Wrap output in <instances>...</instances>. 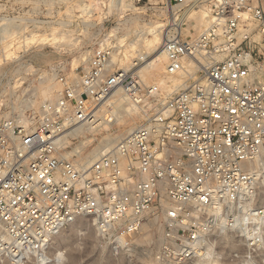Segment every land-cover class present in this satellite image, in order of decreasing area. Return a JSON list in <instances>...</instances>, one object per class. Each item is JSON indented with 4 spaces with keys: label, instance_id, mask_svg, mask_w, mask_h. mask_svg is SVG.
Returning <instances> with one entry per match:
<instances>
[{
    "label": "built area",
    "instance_id": "2783aa9c",
    "mask_svg": "<svg viewBox=\"0 0 264 264\" xmlns=\"http://www.w3.org/2000/svg\"><path fill=\"white\" fill-rule=\"evenodd\" d=\"M150 3L174 15L162 51L165 79L185 78L179 89L145 85L142 56L114 69L105 44L78 79L58 76L55 100L0 119V264H45L52 236L79 216L93 217L99 246L119 255L154 208L163 227L155 264H189L216 233L242 236L249 256L261 248L264 164H248L264 159V0ZM194 8L209 20L188 34ZM117 88L152 112L108 153L75 163L62 137L105 122Z\"/></svg>",
    "mask_w": 264,
    "mask_h": 264
},
{
    "label": "rangeland",
    "instance_id": "374dc122",
    "mask_svg": "<svg viewBox=\"0 0 264 264\" xmlns=\"http://www.w3.org/2000/svg\"><path fill=\"white\" fill-rule=\"evenodd\" d=\"M151 1L0 0V119L36 112L43 102L55 100L63 89L58 76L63 75L69 80L78 79L80 73L86 68L93 51L105 44H112L115 48L114 52L121 56L124 45H128L135 38L150 37L146 31L149 25H162L163 28H169L168 20L174 17L171 10L154 6L150 3ZM186 26L190 33H197L192 23L187 22ZM120 39L123 40L124 45L121 44L122 46L118 43ZM142 51L145 49L143 48ZM133 55L135 56L131 57L128 66L131 64L130 61L136 57V52ZM165 64L166 61L163 65ZM122 66L114 63V69L128 67ZM137 74L145 85L156 83L161 79L163 84L166 82L163 77L164 70L159 78H151L144 71L137 72ZM45 88L49 95L42 94ZM113 98L114 96L105 103L106 107L101 109L102 113L105 111L109 113V110L113 109V104H111ZM30 100H34L35 103L28 105ZM153 106L154 104H149L143 109L138 107L130 115L120 113V111L114 112L116 115L111 117L109 124H102V122L101 126L93 132L85 131L83 134L68 137L69 145L63 153L71 160H76L78 156L73 152L76 147L81 146V154L84 155L99 145L101 147L102 137L108 134L124 136L126 131L123 128L131 122H135L132 124L134 127L142 123L152 112ZM117 117L126 123L123 124L122 121L117 120ZM262 196L258 197L256 204H264ZM154 210L158 211L161 216L159 209L154 208ZM81 217L82 221L94 223V218L91 216ZM76 224H69L62 228L60 235L51 240L47 250L46 264H57V254H62L60 264H155L163 228L162 222L159 229H154L153 239L149 243L141 241L145 242L142 244L137 240L135 242L137 234L132 247L119 255L112 254L106 248L101 251V254L100 247L92 253L76 251L74 260H71L68 244L70 241L63 242L61 235L71 236L72 241L78 240L79 235L78 238L73 235ZM219 234L221 233H216L210 238L216 241L213 248L219 263L235 264L249 257L242 236L228 233L234 238L233 243L228 245V243H219L216 238ZM97 244L99 246L98 241ZM251 256L256 257V264H264L263 247ZM104 259L107 261H103ZM194 260L189 264H193Z\"/></svg>",
    "mask_w": 264,
    "mask_h": 264
},
{
    "label": "bare ground",
    "instance_id": "6f19581e",
    "mask_svg": "<svg viewBox=\"0 0 264 264\" xmlns=\"http://www.w3.org/2000/svg\"><path fill=\"white\" fill-rule=\"evenodd\" d=\"M185 15H186L188 21L190 22V24L192 23V27L194 28V30H196V32L203 30L208 24V20H209L208 14L205 10H203L201 8L195 9V10L193 9L191 11H187ZM146 31L150 35V37H143L141 39L135 38L134 41H131L126 46L124 44H122L123 40L120 39L118 42L120 44L119 46L124 45V48L122 49V55L119 56L117 53L114 52L112 57H111L110 63H112V64L117 63L119 66L123 65L122 67H127L129 65L128 64L129 60L131 59L132 56H135L133 54L136 52V56H142L143 57V60L136 67V71L138 73H140L141 71H144L151 78H159V75H161V73L165 69V65H163V63H164V61H166V57L162 51V42L164 40V36L166 35V33L169 30H168V28L166 29V27L163 28L162 25H151V26L149 25L146 28ZM188 33H190V32L188 31ZM190 34H192V33H190ZM138 37H139V35H138ZM143 48L145 49V51H142ZM45 77H47V76H45ZM163 77H164V75H163ZM169 78L170 79H165V77H164V79H165L164 81H166L164 84H163V81H161L162 79L158 80V82L155 83L161 87V90L165 95L171 93L172 91L179 89V87L181 86L180 84L185 79V78H182L181 76L180 77H169ZM120 92L122 94L121 89L117 88L105 99L104 106H105V103L112 96H114L113 101L111 102V104H113V109L109 110V113H107V119L105 122L98 123L95 121L86 127L79 125L77 127L70 128L69 130L66 131V133L64 134V136L61 139L65 143V146L69 145L68 137H73V136H76L79 134H83L85 131L93 132V131L97 130V128H99V126H101V123L102 124H109L111 117H114L113 115H116V114H114V112H116V111L117 112L120 111V113L124 112L125 114H128V115H130V113H133L138 107L134 103H131L128 100H126L125 96L123 94L121 95ZM42 94L43 95L48 94L47 88L44 89ZM34 103H35L34 100H30L28 102V105H33ZM145 115H143V117ZM19 116L21 117L22 114H20ZM117 120L122 121L123 124L126 123V121H123L122 119H120V117H117ZM133 123H135V122H133ZM133 123L131 122L126 128H123L124 131H126V134L129 133L136 126L139 125V124H137L134 127V125L132 126ZM110 135L111 134H108L107 136L104 135L105 137H102V140L100 142V143H102L101 147H99L100 146L99 145L97 148L93 149L92 151H89L88 153H86L84 155L81 154V152H82L80 149L81 146L76 147V149H73V152H75L76 155L78 156L77 159L76 160L73 159V161L75 163L80 164V165H89L93 161L98 159L100 156L108 153L115 146V144L123 137V135L120 137L118 135L117 136H110ZM77 148H79L80 150L79 149L77 150ZM64 155L67 156L66 154H64ZM68 158H69V156H68ZM260 164L261 165L264 164V159H261V158L255 159L254 161H252L251 163L248 164V167L250 169H252V168L258 167ZM262 190H264V189H262ZM262 192H264V191H262ZM262 194H261V196H262ZM262 197H264V194ZM165 206L168 207L169 204L164 203V207ZM76 220H81V221L78 222ZM76 222L78 224H76ZM161 222H162L161 216L158 214V212H156V211L150 212L149 211L146 219L144 220V222L141 225L137 239L135 238V242L137 240L140 242L146 241V243L147 242L149 243L153 239V237H152L154 234L153 232L157 228L159 229L161 227ZM73 223H75L77 225L75 228L73 227L74 228L73 235L77 236L76 238H78V235H79L80 238L78 240L79 241L83 240V241H80V242L78 240L72 241L71 236H65L63 234L61 235V237H62L61 240L63 242H69L70 241L68 244L70 246L69 257L71 260H74V258H75L74 255H75L76 251L81 250L85 253L87 251L88 252L90 251L92 253V251L94 252V250L96 248H100V246H97L98 245L97 240H96L97 239V231H96V228L94 226V223L91 224L88 221H84V220L82 221L81 216L76 218L70 224L73 225ZM140 231H142V233H140ZM61 232H62V229L57 231V233L52 236L51 240L53 238H55L56 236H59ZM232 235H228V233H222V234H219L216 238H218L219 243H226V244L228 243V245H229V243H233V241H234V238ZM140 242H138V243H140ZM159 242H160V240H159ZM144 243H142V244H144ZM215 243H216V241L208 240L205 244V249H204L203 253L200 254L193 261V264H223V263H219L218 259L215 257L217 255L216 253H214V248H213ZM156 245L157 244H155V246ZM262 247L264 249V240H263L261 248ZM99 250H100L99 252L104 251L103 247H102V249L100 248ZM101 254H102V252H101ZM56 257H57L56 263L60 264L62 254H57ZM102 257H103V255H102ZM255 258L256 257H254V256L253 257L249 256L247 259H245V260L243 259V261H241L239 263L237 262L235 264H256L257 259H255ZM103 261H107V259H104ZM107 264H109V263H107Z\"/></svg>",
    "mask_w": 264,
    "mask_h": 264
}]
</instances>
